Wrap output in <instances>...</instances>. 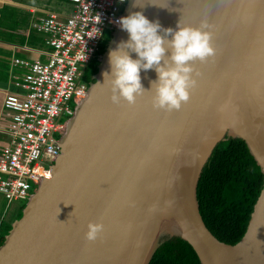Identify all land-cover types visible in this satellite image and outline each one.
Segmentation results:
<instances>
[{"label": "water", "instance_id": "1", "mask_svg": "<svg viewBox=\"0 0 264 264\" xmlns=\"http://www.w3.org/2000/svg\"><path fill=\"white\" fill-rule=\"evenodd\" d=\"M133 2L127 15L144 11L164 28L207 25L215 54L192 62L195 85L179 110L157 106L155 70L142 72L134 104L115 102L104 73L110 50L129 39L115 32L52 177L13 223L0 264H150L172 238L188 242L202 264H264V188L236 245L208 228L198 198L222 142L244 140L264 173V0ZM91 223L104 225L95 242Z\"/></svg>", "mask_w": 264, "mask_h": 264}, {"label": "built area", "instance_id": "2", "mask_svg": "<svg viewBox=\"0 0 264 264\" xmlns=\"http://www.w3.org/2000/svg\"><path fill=\"white\" fill-rule=\"evenodd\" d=\"M70 1L75 11L67 21L50 16L36 25L48 35L49 62L16 61L28 73L17 84L26 93L9 94L5 101L12 122L10 142L0 155V194L7 208L29 201L39 190L34 193V185L52 177L69 121L90 94L86 69L101 55L107 31L121 30L117 21L127 16L130 2Z\"/></svg>", "mask_w": 264, "mask_h": 264}, {"label": "clouds", "instance_id": "3", "mask_svg": "<svg viewBox=\"0 0 264 264\" xmlns=\"http://www.w3.org/2000/svg\"><path fill=\"white\" fill-rule=\"evenodd\" d=\"M119 2L124 4L128 0ZM133 7L141 6L134 0ZM117 23L129 34V39L109 52L111 71L105 72L104 77L118 93L114 101L119 102L122 97L134 104L144 91L142 72L155 70L159 80L157 106L179 110L189 100V89L195 85L192 62L205 61L215 54L212 35L204 30L207 25L193 28L180 24L177 31L164 28L159 20H151L144 11L130 12ZM88 228L87 239L92 242L104 231V225L98 223H91Z\"/></svg>", "mask_w": 264, "mask_h": 264}, {"label": "trees", "instance_id": "4", "mask_svg": "<svg viewBox=\"0 0 264 264\" xmlns=\"http://www.w3.org/2000/svg\"><path fill=\"white\" fill-rule=\"evenodd\" d=\"M105 53L103 47L101 55ZM94 62L92 74L97 75L100 62L98 59ZM86 81L95 82L90 76ZM263 188L264 173L244 140L230 139L216 148L200 180L198 198L208 228L220 241L236 245L244 238ZM22 217L23 213L14 222ZM14 222L3 223L0 247ZM150 264L202 263L188 242L172 238L161 245Z\"/></svg>", "mask_w": 264, "mask_h": 264}, {"label": "crops", "instance_id": "5", "mask_svg": "<svg viewBox=\"0 0 264 264\" xmlns=\"http://www.w3.org/2000/svg\"><path fill=\"white\" fill-rule=\"evenodd\" d=\"M74 11L70 0H0V155L10 142L12 116L5 107L6 98L12 93H26L17 84L28 70L17 66L16 61L49 62L52 48L47 44L48 35L36 25L50 16L65 22ZM6 202L0 194V229L6 223L2 219Z\"/></svg>", "mask_w": 264, "mask_h": 264}, {"label": "rangeland", "instance_id": "6", "mask_svg": "<svg viewBox=\"0 0 264 264\" xmlns=\"http://www.w3.org/2000/svg\"><path fill=\"white\" fill-rule=\"evenodd\" d=\"M113 40V33L112 31L108 30L107 33H106V39H105V42H104V48L108 49L110 43L112 42ZM57 137H60L59 134H56ZM34 188H35V191L34 193L39 189V186L38 185H34ZM29 201H16L12 204V207L11 208H6V205H7V202L5 203V207L3 206V209H2V213H3V218L2 219H6V223L5 225H8V224H12V222H14V220L21 214V213H24V206H26L28 204ZM19 214V215H18ZM10 215V216H9ZM8 218V220H7Z\"/></svg>", "mask_w": 264, "mask_h": 264}, {"label": "flooded vegetation", "instance_id": "7", "mask_svg": "<svg viewBox=\"0 0 264 264\" xmlns=\"http://www.w3.org/2000/svg\"><path fill=\"white\" fill-rule=\"evenodd\" d=\"M102 58H103V55H100L98 58L100 65H101ZM100 65H99V69H100ZM94 68H95V62H92L86 69L85 78H88L90 76L92 80L96 79V74H94V75L92 74ZM67 130H68V126L66 128V132H67Z\"/></svg>", "mask_w": 264, "mask_h": 264}]
</instances>
